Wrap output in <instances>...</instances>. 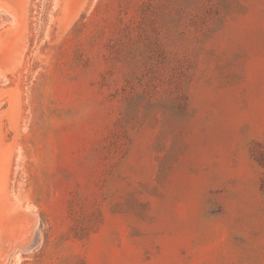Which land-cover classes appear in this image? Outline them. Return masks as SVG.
<instances>
[{
	"label": "rangeland",
	"instance_id": "374dc122",
	"mask_svg": "<svg viewBox=\"0 0 264 264\" xmlns=\"http://www.w3.org/2000/svg\"><path fill=\"white\" fill-rule=\"evenodd\" d=\"M0 264H264V0H0Z\"/></svg>",
	"mask_w": 264,
	"mask_h": 264
}]
</instances>
